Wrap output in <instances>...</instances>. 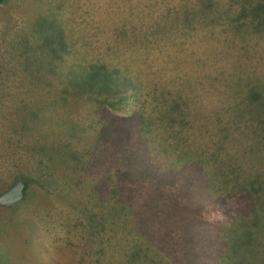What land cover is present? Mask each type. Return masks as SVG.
Here are the masks:
<instances>
[{
  "label": "rangeland",
  "instance_id": "374dc122",
  "mask_svg": "<svg viewBox=\"0 0 264 264\" xmlns=\"http://www.w3.org/2000/svg\"><path fill=\"white\" fill-rule=\"evenodd\" d=\"M228 1L0 2V194L16 178L27 187L0 206V264H264L258 194L236 186L264 177L260 108L239 104L264 78V40L211 21ZM185 11L188 28H167ZM58 26L63 55L44 73ZM84 60L126 67L138 88L120 110L67 84ZM164 150L201 160L158 163ZM213 202L224 216L208 223Z\"/></svg>",
  "mask_w": 264,
  "mask_h": 264
},
{
  "label": "trees",
  "instance_id": "16d2710c",
  "mask_svg": "<svg viewBox=\"0 0 264 264\" xmlns=\"http://www.w3.org/2000/svg\"><path fill=\"white\" fill-rule=\"evenodd\" d=\"M1 1L2 0H0V2ZM59 1L60 0H55L56 3ZM223 5H226L227 9L219 11L215 16H212V22L222 19L227 25L228 32L239 39L246 40L247 45L253 43L255 47L261 40H264V0H229L228 5ZM203 10L204 13L205 11L207 12L206 15L208 16L215 13L211 8H203ZM172 16L174 17V21H169L167 26V28H170L171 30H174L171 28L172 24L178 19H181L182 21L183 30L188 28L185 26L191 25L192 23L191 13L188 11L183 12L181 16H178L177 14ZM58 33L59 37H51L50 40L47 37L43 39L47 51L46 55L48 56L46 67L43 68L45 71L44 73L53 71L49 69V66L54 65V62L58 63V60L62 58L63 54L57 51V48H59V46L62 47L64 43L62 37V34L64 33L61 26H58L57 34ZM40 53L44 55L45 51L41 49ZM64 63L65 61H62V64ZM57 66L58 78H62L61 73L64 66L61 67L59 64ZM67 68L69 69L67 74V84H69L72 89L74 88V93L81 94L83 92H88L99 98L101 103L104 102L105 105H108L115 110H120V108L116 107L119 104H127L125 101L126 92L138 88L137 83L135 84L130 77L124 75L126 71V67L124 66L110 65L106 62H97L96 60H84V62L77 64L70 62ZM245 87V92L243 97L240 98L239 104H257V108H260V114H256L255 118L251 117V120L256 122V125L260 127L264 124V78L258 84H251L248 86L247 83ZM171 101L176 102V98ZM98 123L100 124V121ZM103 125L106 126L107 129H112L108 119L103 118ZM142 125H146V121L144 124L142 123ZM161 153L163 154L162 156H159V153L153 155V158H157L158 163L162 160H169L171 163H177L180 162L182 158L194 159L196 163L201 160L195 155L188 156L184 153L172 155V153H168L165 150L164 152L161 151ZM233 177L235 178L234 175ZM236 183L238 184L236 186L239 187L238 191L243 192L240 194H248L249 191H253L251 197L254 193L258 194L255 199L252 198L254 207L255 210L264 217V209L260 205L264 203V177L257 180L252 178L251 175L243 176V179L241 181L236 180ZM211 187L209 188V190H211L210 194L216 193L217 195H220V193H217V189H215L213 185ZM26 188V184L24 183V198L26 195ZM259 208L263 214L259 211ZM187 223L188 221L186 224ZM193 260L194 256L190 259V262L194 263Z\"/></svg>",
  "mask_w": 264,
  "mask_h": 264
},
{
  "label": "water",
  "instance_id": "95a60500",
  "mask_svg": "<svg viewBox=\"0 0 264 264\" xmlns=\"http://www.w3.org/2000/svg\"><path fill=\"white\" fill-rule=\"evenodd\" d=\"M24 183L21 179H14L7 190L0 194V206L12 207L24 197Z\"/></svg>",
  "mask_w": 264,
  "mask_h": 264
},
{
  "label": "clouds",
  "instance_id": "9594fccd",
  "mask_svg": "<svg viewBox=\"0 0 264 264\" xmlns=\"http://www.w3.org/2000/svg\"><path fill=\"white\" fill-rule=\"evenodd\" d=\"M214 200H215V197H213V201ZM200 215H201V218L204 219L206 222L215 223L223 219L224 213H223V210L213 202V203L207 204L201 210Z\"/></svg>",
  "mask_w": 264,
  "mask_h": 264
}]
</instances>
